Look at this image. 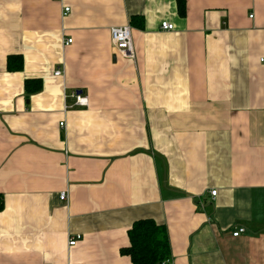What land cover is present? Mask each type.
Here are the masks:
<instances>
[{
  "label": "crops",
  "instance_id": "crops-1",
  "mask_svg": "<svg viewBox=\"0 0 264 264\" xmlns=\"http://www.w3.org/2000/svg\"><path fill=\"white\" fill-rule=\"evenodd\" d=\"M140 219L170 264H264V0H0V264H133Z\"/></svg>",
  "mask_w": 264,
  "mask_h": 264
},
{
  "label": "trees",
  "instance_id": "trees-1",
  "mask_svg": "<svg viewBox=\"0 0 264 264\" xmlns=\"http://www.w3.org/2000/svg\"><path fill=\"white\" fill-rule=\"evenodd\" d=\"M180 15H184L185 6L180 4ZM9 61V59H8ZM7 61V69H11ZM15 70L21 68V62L14 66ZM27 95L38 92L42 88L39 80L25 81ZM30 86H34L30 88ZM130 245L120 250V254L130 257L133 264H164L170 259V241L167 229L150 219H140L132 224L127 232Z\"/></svg>",
  "mask_w": 264,
  "mask_h": 264
},
{
  "label": "built area",
  "instance_id": "built-area-1",
  "mask_svg": "<svg viewBox=\"0 0 264 264\" xmlns=\"http://www.w3.org/2000/svg\"><path fill=\"white\" fill-rule=\"evenodd\" d=\"M64 15H67L70 12V9L68 7H64ZM160 29L171 31L174 29L173 24L163 21L160 25ZM131 26L130 25H125V26H119V27H113L110 28V37H111V43L114 48V50L117 52V54L127 57L131 60L135 59V53L133 51V40L131 36ZM67 43H71V40H67ZM54 76L60 77L62 76V72L60 70H56L54 72ZM72 97L75 99V106H80V107H85L87 106L88 100L87 97L84 95L80 94V92H74L72 93ZM60 127L63 126V124H59ZM216 191L213 190L210 192L211 196H215ZM59 200L60 201H66V193L61 192L59 195ZM245 229L239 228L235 232L232 233L234 237L239 236L240 234H243ZM81 237L78 235L76 237H69L68 239V245L75 246L77 241ZM164 264H170L169 260L166 261Z\"/></svg>",
  "mask_w": 264,
  "mask_h": 264
}]
</instances>
